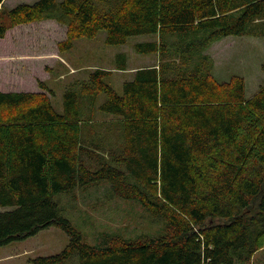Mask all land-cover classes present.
Returning a JSON list of instances; mask_svg holds the SVG:
<instances>
[{"label":"trees","instance_id":"trees-1","mask_svg":"<svg viewBox=\"0 0 264 264\" xmlns=\"http://www.w3.org/2000/svg\"><path fill=\"white\" fill-rule=\"evenodd\" d=\"M3 1L0 39L8 27L63 17L65 49L99 31L113 46L154 35L134 51L160 60L135 70L121 94L101 82L105 70L82 84L93 104L105 94L97 109L122 124L123 147L106 161L82 146L74 91L63 94L61 113L41 82L36 92L0 91V247L55 226L65 249L29 264L74 255L78 264H234L264 250V88L246 98L242 78L216 82L204 53L225 37L264 38V0H37L5 12ZM124 57L116 55L119 70ZM102 180L140 202L162 234L84 243L54 195Z\"/></svg>","mask_w":264,"mask_h":264},{"label":"rangeland","instance_id":"rangeland-1","mask_svg":"<svg viewBox=\"0 0 264 264\" xmlns=\"http://www.w3.org/2000/svg\"><path fill=\"white\" fill-rule=\"evenodd\" d=\"M95 1L98 6L99 0ZM24 2L28 0H4L2 9L5 12ZM55 15L59 16V12ZM63 19L8 27L0 39V91L36 92L40 91L37 82H41L46 94L51 91L48 96L58 113L62 112L65 91H74L83 119L82 146L91 156L106 161L119 146L122 124L115 116L97 109L106 100L105 94H99L93 104L91 96L81 94L82 84L88 83L95 70H105L108 74L101 82L121 94L122 84L131 79L135 70L156 66L160 60L157 54L136 53L134 45L157 41L158 36L131 37L124 46H113L105 43V31H99L94 38L73 40L71 47L65 49L67 28ZM119 53L126 57L125 70L118 69L121 59L115 55ZM204 53L213 63L211 76L216 82L242 78L246 98L264 88V38L225 37ZM54 201L62 216L80 232L82 241L98 248L107 247L112 236L135 240L156 237L164 229V224L150 216L140 202L112 194L104 180L60 192L54 195ZM67 244V235L51 226L0 247V264H29L31 259L59 254ZM72 259L64 264H78L77 256ZM234 264H264V250L256 252L249 262L236 260Z\"/></svg>","mask_w":264,"mask_h":264},{"label":"crops","instance_id":"crops-1","mask_svg":"<svg viewBox=\"0 0 264 264\" xmlns=\"http://www.w3.org/2000/svg\"><path fill=\"white\" fill-rule=\"evenodd\" d=\"M32 1V2H31ZM35 1H37V0H28V2H24V3H27V4H31V3H33V2H35ZM30 2V3H29ZM16 6V5H15ZM124 46V45H123ZM119 54H122V53H119ZM116 55H118V54H116ZM116 55H115V58H116ZM124 55V54H123ZM125 56V55H124ZM125 65H126V57H124V68H125ZM147 68V67H146ZM141 69V68H140ZM135 72V71H134ZM133 74L134 73H132V77H133ZM132 77H131V79H132ZM130 79V80H131ZM119 146H118V148L116 149V151H119L120 149H122V147H123V137H122V134H120V136H119Z\"/></svg>","mask_w":264,"mask_h":264}]
</instances>
